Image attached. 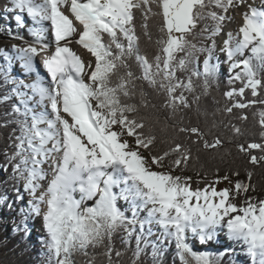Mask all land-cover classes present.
Returning <instances> with one entry per match:
<instances>
[{
	"label": "snow or ice",
	"instance_id": "6c2138e0",
	"mask_svg": "<svg viewBox=\"0 0 264 264\" xmlns=\"http://www.w3.org/2000/svg\"><path fill=\"white\" fill-rule=\"evenodd\" d=\"M8 10L30 39L0 47V129H10L0 183L10 182L14 193L12 202L6 193L0 202L12 210L27 194L14 231L27 238V220L41 218L42 264H125L126 257L127 264H164L173 244L180 264H223L225 257L264 264V198L252 171L244 169L246 179L239 168L220 175L217 166L212 179L197 171L193 187L185 171L201 151L221 163L231 152L219 151L218 135L209 140L200 128L182 126L185 110L219 87L220 36L230 75L216 111L264 106V0H10ZM230 12L240 17L235 35L225 31L235 20ZM142 39L154 54L141 51ZM257 123L260 141L236 148L264 167V107ZM157 129L174 134L158 139ZM220 232L245 261L235 247L194 250L193 238L205 244Z\"/></svg>",
	"mask_w": 264,
	"mask_h": 264
},
{
	"label": "trees",
	"instance_id": "16d2710c",
	"mask_svg": "<svg viewBox=\"0 0 264 264\" xmlns=\"http://www.w3.org/2000/svg\"><path fill=\"white\" fill-rule=\"evenodd\" d=\"M152 30L155 33L154 27ZM153 39H155V36L153 37ZM140 48L142 52L146 51L149 53V55H152L155 52L154 44L149 43L146 39L141 40ZM2 61L3 59L0 58V63H2ZM200 68L202 70L201 64ZM219 69V87L217 88L214 85L210 95L202 96L199 101V107L196 104H193L190 110H185L182 126L200 128L201 131L205 134L206 138H208L209 140L218 135L221 139L224 140V145L219 151L223 153L227 149L230 150L231 155L226 156L224 163H221L220 157L218 155H215V153L209 154L201 151L199 153V162H196L194 167L190 166L185 171V174L192 176L193 180H199L196 172L200 171L201 175H203L204 172H207L208 178L212 179L216 174L217 166H219L220 175H224L225 172L228 171L229 167L233 169L239 168L241 172V179H246L244 169L247 168L253 173L252 182L257 185V194L263 196L264 198V167L253 166L249 164L248 158L243 153H240L236 148L237 143L244 144L246 146L249 142L260 141V128L257 120L259 118V111L264 106L256 105L245 110L234 109L232 115H227L223 112H217L216 109L218 107H221L225 102L223 92L227 91L229 88L228 77L230 75L229 72L226 71L220 63ZM236 86H241L239 81L236 82ZM246 97L248 99L252 98L250 90H246ZM213 98H215V100H218L220 103H215ZM260 98L264 99V95H261ZM152 99L153 102L157 104V110L160 113V118L164 119L167 113L165 110L159 108V98L153 96ZM189 99L191 100V96H189ZM242 112L247 115V120L237 119V117H239ZM170 122L175 123L176 121L170 120ZM230 124L240 127L243 134L240 136H235L232 132L231 127L228 126ZM8 131H10V129H0V164L4 163L3 151L8 145V141L6 140ZM173 134L174 133L171 129H169L167 134L161 133L159 129H157L158 139H162L165 135L171 136ZM180 138L183 139L184 137L180 136ZM229 141H231V143ZM193 153L194 155L197 154L196 146L193 147ZM253 154L258 155L259 151L254 150ZM213 156H215V159H213ZM202 166L203 170H201ZM5 179V175L0 174V181H3ZM5 193L7 195L8 202H12L14 199V193L11 190L10 182L8 184L0 183V195H3ZM22 206L27 207L25 200L23 202H15L13 204L12 210H9L7 208V204L0 202V264H42V261L44 259L42 253L46 249L42 241L46 239V236L29 234L27 238H22V232L18 233L14 231L16 224L21 219V216H19L17 213ZM28 221H30V219L27 220V223ZM13 222H15L14 225ZM115 242L117 247H120L119 236H117ZM131 243L134 247L135 241L133 240ZM192 243L194 245V250L196 251H224V248L220 247L221 245L216 243L215 241H209L205 244H201L198 239H195V241H192ZM206 244H210L212 248L209 250L206 249ZM236 259L238 261H242L237 256ZM125 264H127V257L125 258ZM144 264H151V259L146 258L144 260ZM164 264H180L179 259L174 256V244L167 249L164 256ZM223 264H228L227 257L224 258Z\"/></svg>",
	"mask_w": 264,
	"mask_h": 264
},
{
	"label": "bare ground",
	"instance_id": "6f19581e",
	"mask_svg": "<svg viewBox=\"0 0 264 264\" xmlns=\"http://www.w3.org/2000/svg\"><path fill=\"white\" fill-rule=\"evenodd\" d=\"M253 2L256 6H259V4H260V0H253ZM9 7H10V0H0V29H1V32L4 36L9 37L7 39L9 41L8 46H10L12 43H22V41H20L18 39V37H20V36H23L25 39H30L26 29L20 28L18 26L16 20H15L16 10L9 11L8 10ZM229 15L235 16V20L233 22H230L227 24L225 31L226 32L232 31L233 34L235 35L236 32L238 31V25L240 23V17L237 13H233V12L229 13ZM13 37H17V38L14 39ZM224 38H225L224 36H220L217 38V44L219 42V44H218L219 47L222 46V40ZM71 46H72L74 51H76L79 55L82 56L83 59L86 57V56L84 57V54H85V52H87V50L83 49L80 45H77L75 43H73ZM216 56H218L219 60H221L223 62L225 61V57L222 53L218 52V54H216ZM3 62L4 61H2V63ZM37 63L38 64L40 63L39 59L37 60ZM224 64H226V63H224ZM225 69L228 70V65ZM41 72L42 73L44 72V70L42 68H41ZM44 167L46 170H48V165H44ZM50 178H51V172L49 170L48 179H50ZM44 183L46 186V181ZM25 197L28 199V196L26 193H25ZM26 203H27V201H26ZM39 219L41 222L39 227L44 230L43 225H42V220L40 217H39ZM223 239H225V238H223Z\"/></svg>",
	"mask_w": 264,
	"mask_h": 264
},
{
	"label": "rangeland",
	"instance_id": "374dc122",
	"mask_svg": "<svg viewBox=\"0 0 264 264\" xmlns=\"http://www.w3.org/2000/svg\"><path fill=\"white\" fill-rule=\"evenodd\" d=\"M231 13V12H230ZM6 38V39H5ZM9 37H7V36H4L3 34H2V32H1V29H0V47H3V46H8V39ZM6 43V44H5ZM218 44H219V42H218ZM217 44V51H216V54H218V52H219V45ZM86 56V57H85ZM84 59H85V61H88V60H93L94 61V58L91 56V54L90 53H87V52H85V54H84ZM202 56H201V58H200V64L202 65ZM87 59V60H86ZM227 63L226 64H224L222 67L225 69L226 67H227ZM220 70V69H219ZM196 182H197V179H194L193 180V184H192V186L193 187H196ZM201 186H203V185H201ZM226 185L225 184H220V185H218V187H225ZM262 198H263V196H261ZM24 200H25V202L26 201H28V199L24 196ZM7 221H9V220H7ZM40 219H39V217L38 216H35V217H31L30 218V221H28V223H27V226L30 228V234L32 235V234H37V235H39V236H46L47 234H46V232L43 230V229H41L39 226H40ZM15 224V222H13V225ZM222 233V234H221ZM221 233H219V235H218V241L216 240L215 242L216 243H218V244H220L221 246L220 247H222V248H232V247H235L236 248V252H237V257L239 258V259H241L242 261H245L246 260V258H245V256L243 255V254H241V251H240V246L239 245H233L228 239H227V236L225 235V233L224 232H221ZM223 238H225V239H223ZM193 241H195V238H193ZM212 247L210 246V244H206V249H211ZM218 248V247H217ZM218 252V251H217Z\"/></svg>",
	"mask_w": 264,
	"mask_h": 264
}]
</instances>
